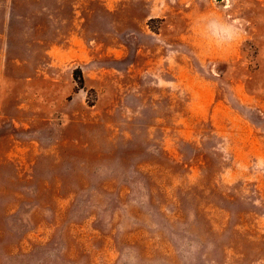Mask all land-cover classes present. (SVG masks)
Wrapping results in <instances>:
<instances>
[{
    "label": "rangeland",
    "instance_id": "1",
    "mask_svg": "<svg viewBox=\"0 0 264 264\" xmlns=\"http://www.w3.org/2000/svg\"><path fill=\"white\" fill-rule=\"evenodd\" d=\"M0 264H264V0H0Z\"/></svg>",
    "mask_w": 264,
    "mask_h": 264
},
{
    "label": "water",
    "instance_id": "2",
    "mask_svg": "<svg viewBox=\"0 0 264 264\" xmlns=\"http://www.w3.org/2000/svg\"><path fill=\"white\" fill-rule=\"evenodd\" d=\"M221 1V0H220Z\"/></svg>",
    "mask_w": 264,
    "mask_h": 264
}]
</instances>
